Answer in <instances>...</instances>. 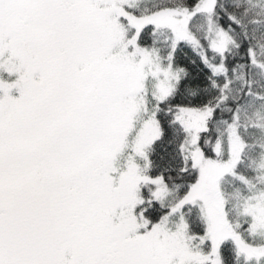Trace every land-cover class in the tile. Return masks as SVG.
<instances>
[{"label":"snow or ice","instance_id":"1","mask_svg":"<svg viewBox=\"0 0 264 264\" xmlns=\"http://www.w3.org/2000/svg\"><path fill=\"white\" fill-rule=\"evenodd\" d=\"M0 264H264V0H0Z\"/></svg>","mask_w":264,"mask_h":264}]
</instances>
